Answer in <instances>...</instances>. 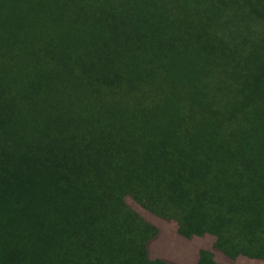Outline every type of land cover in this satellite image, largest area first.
<instances>
[{
    "label": "trees",
    "instance_id": "obj_1",
    "mask_svg": "<svg viewBox=\"0 0 264 264\" xmlns=\"http://www.w3.org/2000/svg\"><path fill=\"white\" fill-rule=\"evenodd\" d=\"M4 128L0 264H168L125 196L262 255L264 0H0Z\"/></svg>",
    "mask_w": 264,
    "mask_h": 264
},
{
    "label": "rangeland",
    "instance_id": "obj_2",
    "mask_svg": "<svg viewBox=\"0 0 264 264\" xmlns=\"http://www.w3.org/2000/svg\"><path fill=\"white\" fill-rule=\"evenodd\" d=\"M20 133L11 128L1 131L0 139L15 143ZM88 170L93 167L85 166ZM127 211L153 237L147 243L151 258H160L168 264H197L201 249L210 251L218 264H264V254L255 257L240 255L231 258L216 247V237L209 233H199L181 226L177 219H165L147 210L131 196L122 200Z\"/></svg>",
    "mask_w": 264,
    "mask_h": 264
}]
</instances>
